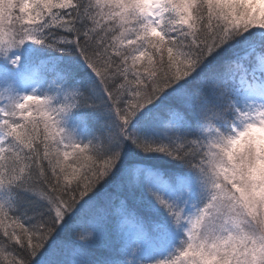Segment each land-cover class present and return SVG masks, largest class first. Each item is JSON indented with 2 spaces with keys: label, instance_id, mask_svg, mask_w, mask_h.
I'll use <instances>...</instances> for the list:
<instances>
[{
  "label": "snow or ice",
  "instance_id": "snow-or-ice-1",
  "mask_svg": "<svg viewBox=\"0 0 264 264\" xmlns=\"http://www.w3.org/2000/svg\"><path fill=\"white\" fill-rule=\"evenodd\" d=\"M0 264H264V0H0Z\"/></svg>",
  "mask_w": 264,
  "mask_h": 264
}]
</instances>
